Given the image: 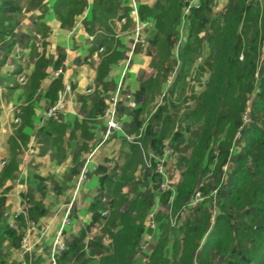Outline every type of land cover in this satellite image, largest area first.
Returning a JSON list of instances; mask_svg holds the SVG:
<instances>
[{"label": "trees", "instance_id": "trees-1", "mask_svg": "<svg viewBox=\"0 0 264 264\" xmlns=\"http://www.w3.org/2000/svg\"><path fill=\"white\" fill-rule=\"evenodd\" d=\"M42 1L31 0L29 4L36 8ZM71 1V6L63 2L56 11L58 16L66 17L65 21H72L71 15L80 14L84 7L80 0ZM210 2L212 0H199L198 6L191 8L193 24L199 21L201 27L205 26L208 21L205 13ZM159 3L156 2L150 13L164 31L152 39L158 42L160 35L164 34L166 42L162 50L168 53L175 43L174 19L179 17L183 2L165 0L163 5ZM118 6L117 0H97L96 22L116 15ZM140 9V16L144 19L145 10ZM19 10L17 0H0V53H7L0 59V69L19 42L15 25L9 19ZM212 27V52L205 62L211 75L206 89L194 97L193 108L185 113V120H190V123L185 121L184 126L182 123L177 127L170 108L160 107L141 132L149 152L158 158L164 156L165 142L169 137L168 145L174 153H180L178 183L174 188L159 191L163 179L155 171L154 158L152 167L137 176L134 168L137 167L139 146L130 142L132 153L126 165L121 168L114 165L113 173H109L105 165H99L95 170L100 178L99 188L108 186L115 197L104 205L100 193L95 195L90 205V221L66 242L56 264H140L138 254L147 231L158 232L159 238L151 251L146 249L147 256L142 264H264V3L259 0H231L221 22H213ZM102 52L99 79L103 78L116 57L115 51L110 54V48H103ZM61 60L56 61V69L62 68ZM46 62L42 58L36 61L31 84L27 86L30 100L47 75ZM171 63L168 59L156 61L159 74L137 90L136 97L140 99L147 95L153 83L160 84L163 75L172 70ZM185 64L184 58L182 66ZM179 80L178 77L173 87ZM5 86L9 88L11 85ZM63 90L62 75L54 77L45 92L50 106L56 105ZM95 101L94 115L103 114L106 108L103 98L97 96ZM142 110V107L133 110L135 128L139 131L143 123L139 119ZM21 111L25 123L35 114L34 108L29 106L21 107ZM160 123L161 128L157 129ZM193 123L198 125L196 129L191 127ZM61 124L50 122L40 127L39 134L45 147L51 140L50 134L61 131ZM21 130L11 137L14 157L2 168L0 185L20 169L17 155L22 150L18 140L23 137ZM132 181L135 187L144 185L146 191H137L129 198L122 189ZM213 191L216 195L210 198ZM197 193L203 200L198 205L192 204ZM21 195L24 211L14 215L11 223L3 213L7 199L0 197V251L4 242L10 249L20 248L25 222L29 219L38 222L48 213L46 206L32 194L21 192ZM125 199H130L127 209H121ZM157 201L171 205L172 213L165 217L158 212L154 217L155 227L150 228L148 216ZM105 209H112L113 213L105 217L101 212ZM184 213L187 214L185 221L177 225L179 216ZM172 215L176 219L174 226L170 223ZM102 221L106 227L104 234L111 239L110 246L102 238H87L91 228ZM96 256L98 260L94 261L92 258ZM0 264H6L1 252Z\"/></svg>", "mask_w": 264, "mask_h": 264}, {"label": "rangeland", "instance_id": "rangeland-1", "mask_svg": "<svg viewBox=\"0 0 264 264\" xmlns=\"http://www.w3.org/2000/svg\"><path fill=\"white\" fill-rule=\"evenodd\" d=\"M156 1L157 3H159L160 1L159 4L163 5L165 0H156ZM181 1L183 2V6L180 10L179 17L175 19L173 18L175 21L173 28L175 30L176 37L173 48L170 49L171 51L165 53L162 50L166 42V37L164 34H161L159 41L155 42L152 39L153 36L149 35L150 33H148L150 28H148L145 20L140 21V26H141L140 38L144 40V43L140 41L135 42L136 35L134 42H132L130 45L119 43V47H122L123 50L128 54L127 58L124 61L123 74H120V76H115V78L117 79L119 78L118 81L116 80L114 81L113 78L111 79L112 83L111 82L108 83L112 85V87L110 88L111 92L102 93L101 92L102 87L98 89V93L105 95L106 99L108 100L106 104V108L110 105L114 97L117 100L115 120L119 124V128L111 130L109 135L110 137L109 139H112L111 142L115 141L116 143L117 142L121 143L123 147V145L130 143V141L127 138L129 136V137H134L135 139L134 141H139L141 143L140 145L136 143L139 146V150H138L139 156L137 158V162H139L140 172L139 171L136 172L137 176L139 177L143 173V171L146 168H148L146 166V159L148 158V154L151 153L149 152L147 144L145 145V143L143 142L144 135L139 136L140 133L143 131V128H141L139 131L135 129L134 123L129 125L125 122L126 121L125 119L128 117L126 115L132 114L136 106L139 105L134 103L136 99L133 94L134 90L139 88V85L143 84L144 82H146V84L150 83L151 79L154 78L156 61L163 62L164 59L170 60L172 62L171 63L172 70L167 71L163 75L160 84L153 83L150 89V93L151 92L153 93V97L152 98L148 97V100H145V103L144 102L142 103L145 108L144 111H146V115H145L146 119L144 121V124H147L150 121L152 114H154L160 107L170 108V114L172 113V115H175V119L177 121L176 124L177 127L179 124L182 123L184 126V124H186L185 121L190 123V120H185L186 119L185 113L186 111L190 110V108H193L195 104L194 97H196L203 90L206 89L211 75L210 70L206 67L205 62L208 59L210 53L212 52V47L210 45V37L214 32L212 23L217 22V24H219L221 22L222 14L227 10L229 6V2L231 0H212V2H210L208 10L205 13L208 21H206L205 26L203 27H201L200 24H198L199 21L193 24L192 20H190L192 17L190 15L191 8L193 6H197L199 4V0H181ZM17 2L19 3L20 10L17 13V15L16 14L12 15L10 16L9 19L10 21L12 20L11 22L13 23L15 22L19 23V26L17 27L19 42L17 46H15L10 51L8 58L4 63V66H2V68L0 69V127L4 123V121H6L4 120L6 119L5 117L9 116L11 111H13V109L16 110L17 115L22 118L21 102L23 101L17 100L15 96V102L13 104L11 103L10 105L9 101L11 102L12 100H14V97H12V93H11L12 89H8L7 87L6 89L7 93L4 91V88L6 87L5 85L13 84V85H17V89L19 88L20 90L21 89L25 90V88L27 89L26 85L27 86L29 85L31 79V76L27 74L28 75L27 82L26 84H24V86H21L19 82L20 76L18 75V73L17 72L12 73L10 71L11 66L13 67L14 64L17 65L19 59L22 60L21 57L20 58L14 57V55H16L17 53L22 54V52L20 50L18 52L17 49L22 47L21 45L25 44L23 39L24 36L21 35L22 32H21L20 20L22 21L26 18L31 19L33 23V29L36 30L37 27H35L34 24H37L42 21V17L44 14L43 8H47L44 5H41L40 7L38 6L37 13H34L32 11L33 8L26 0H17ZM259 2L264 3V0H259ZM35 20L37 21V23L35 22ZM160 20L162 21V18H160ZM160 25L161 24L159 22L158 23L159 34L161 30L164 31V27H161L160 29ZM35 36L36 34H33L32 37ZM34 40L35 39H33V41ZM262 49L264 51V43L262 45ZM185 51L186 54L183 53ZM140 52L144 53L143 54L144 57L138 55ZM155 53H156V58H155ZM5 54H7L5 51L0 53L1 55L0 59H2L5 56ZM92 54L93 53H90L88 56L92 58L93 56ZM183 57L186 60V64L184 65V67L182 66V59H184ZM154 58L156 61H154ZM91 61H89V63ZM114 61L115 58L113 62ZM118 61L119 59L116 61V63H118ZM138 62H140L141 65H137ZM46 63H49L48 66L52 67L53 70L56 69V67L54 66L56 61L54 62L52 60H48ZM62 69H63V73L61 75L64 76L65 70L64 68ZM48 76L49 75H46V77H44L43 79L47 78ZM178 77L180 78V80L173 87ZM98 82H99L98 86H105V84H103L101 81L98 80ZM41 83L42 81L40 82V85L37 88V90L33 93L32 95L33 100L29 104V107L34 108L35 114L31 115L30 121L28 123H25V121L23 120L24 118H22V124L18 126L16 129L14 126L12 128H13V133L15 134L20 128H22L21 134L23 137H21V139L18 138L19 142L22 145V149L26 147L25 146L26 144L28 145L30 143L29 145L32 149H37L38 147H40L39 153L44 154L45 151L43 149L45 146L41 145L42 137L39 134L41 129L40 127L42 126L45 127L50 122L54 124L62 123L61 131L50 134L51 138L55 136L54 138L57 140L62 138L64 133L65 134L69 133L72 135L71 131L73 129L72 127L73 125L71 121H69V118L67 119V116L65 117L64 114H62V112L59 111L58 108L56 112L54 111L51 113V115H48L49 112L51 111V108L50 105L46 102V97H45L46 88L43 87ZM67 87L65 90L66 92H69L70 90ZM63 93L64 91L60 93L59 100L63 96ZM29 98L31 99V97ZM245 116L246 115H244V117ZM91 118L92 117L87 114V119L84 118V120H81V118L79 117L77 119L82 121L83 126L86 127L87 130L90 131L91 129L93 130L95 129L98 132L101 130L102 133H100L99 135L101 134L103 135L106 130V126L104 122L103 121L97 122L96 120H93ZM197 126L198 125L196 123L191 124L192 128L196 129ZM160 128H161V123L158 125L157 129ZM90 136H92V138H95L94 143L96 142V144H99L100 138L98 139L97 132L96 134L95 132H92ZM168 142H169V137L167 138L165 143L168 144ZM51 143L55 144L54 139L53 142L51 141ZM5 145L7 144L5 143ZM7 147L10 148L9 145H7ZM52 147L56 150L55 145H52ZM143 147H145V157H144ZM179 157H180V153L178 154L174 153L173 155L167 157L166 162H164L163 167L166 175H164L162 179L170 188H174L180 179L181 168H179V165L177 164ZM163 158L165 157L163 156ZM156 159H158L157 156L156 158H154V160ZM111 160H114V158H112ZM23 164H25V162ZM113 170H114V166H107V171L109 173H113ZM34 176H38V175L36 174L33 175L32 172L26 175V171L23 166V169L21 168V171L20 170L16 171L15 174L9 176L8 179H6V181H4L2 185H0V197L5 196L7 199V205L4 207L3 213L5 214L7 220L10 223L14 222L13 221L14 215L24 211L25 204L23 202V196L21 195V192L26 194L29 193L32 194V196H34V198L38 202H41L44 206H46L48 210V213L44 217L39 218L40 220L38 222H35L36 227L33 234L30 237V242H29L31 249L30 252H24L21 250V248L10 249L9 245L6 242H4L0 252H1V257L6 260V264H51L50 254L53 247V242L55 237L54 235L62 226V220L66 209L70 208L71 204L73 203L70 212L72 223H70L71 225L69 224L70 226L67 225L69 226L68 228H65L66 226L63 228V230H65V232H63V240L65 242H68V240L71 239L72 236L76 234L85 223L89 222L92 216L90 205L93 199L90 198L80 199L79 194H77L76 190L74 191V196L76 195L75 197L69 196L68 198L58 199V196H60L59 194L62 193L57 191L59 190V188L55 187L49 190V187L46 186L47 183L43 182L44 179L39 180ZM38 177L40 178L41 176ZM24 181H26V184L24 183ZM97 184H98V180L96 178H93L92 180H89L86 185L87 187H91ZM19 185L23 186L22 190L19 189ZM99 189L100 188H98L96 192H98L97 194L100 193L102 203L104 205L105 204L107 205L109 199H111L112 197L114 198L115 195L113 196L109 192L110 188H108V186L106 185L102 189H100V191ZM122 190H123L122 193H125L127 194V196H129V198H132L137 191L138 192L146 191V188L142 184H139L135 187V182L132 181L129 182ZM214 195H216L215 191L211 192L209 196L210 198H212L214 197ZM129 200L130 199L124 200L125 201L124 208L122 207L121 209H127ZM202 200L203 197H201V199H198L195 202V204L198 205L199 203L202 202ZM83 202H85V204L82 205ZM170 207L171 205H164L161 203V201L160 203L157 201V204H155V208L152 210L151 214H154L155 217V215L158 216V212H159L160 216L163 215L166 217V215L172 213ZM25 212L27 213L28 211L26 210ZM101 212L105 217H108L111 212L113 213L112 209L101 210ZM150 215L148 216L149 223H151ZM186 216H187L186 213L180 215L177 225L183 223L186 219L185 218ZM55 221H58L57 226H55L53 230L52 229L50 230V224L53 226ZM175 221L176 219L172 215V218L170 219V223H172L171 226H174ZM29 222L30 219L27 222H25V231L28 228ZM104 224L105 221H102L101 224L92 227L91 232L88 233L87 235V238L89 240L90 239L98 240L102 238L103 242H105L107 245L110 246L111 239L108 234H104L105 233L104 230L106 228L104 227ZM157 224H158V220H157ZM149 234L152 235V238L147 242L144 241V244H146V246L144 247L145 250L141 249V251H139L138 254V258H140L139 260L140 264L144 262L147 256L146 249L151 251L154 248V245L159 238L158 232L155 231L153 233L151 231L150 232L147 231L144 237ZM173 239H171V242H173ZM97 257L98 256L93 257L92 259H94V261H97L98 260Z\"/></svg>", "mask_w": 264, "mask_h": 264}, {"label": "crops", "instance_id": "crops-1", "mask_svg": "<svg viewBox=\"0 0 264 264\" xmlns=\"http://www.w3.org/2000/svg\"><path fill=\"white\" fill-rule=\"evenodd\" d=\"M26 1L30 2L31 0ZM80 1L83 2L84 6L82 12L78 15L77 13L71 15L72 21H65L66 17L63 18L62 15L58 16L56 14L57 9H59L63 2L64 4L65 2H68V6H71V0L42 1L41 3L46 5L47 10H43L44 14L41 22L38 21L39 23H37L35 20L37 23L34 24V26L37 27L36 30L33 29L31 19L26 18L22 21L20 20L21 35L24 36L23 39L25 44L21 45L22 47L18 49L16 47L17 51L19 52L20 50L22 54L17 53L14 57H21L22 60L19 59L17 65L14 64V66H11L10 69L12 73L17 72L19 76H28L27 74L32 76L35 71L36 60L38 61L42 58L46 61L52 60L55 62L62 59L61 67L65 70V75L62 76L64 82V93L56 105L59 111H61L62 114H64L65 117L67 116V119L69 118V121H71L73 125V129L71 131L72 135L64 133L62 138L57 140L54 138L55 136H53L49 143L46 144V147H44V154L39 153L40 147L32 149L29 143L28 145L26 144V147H24L19 155H17L18 163H22L20 164L19 170L21 171V168L23 169L24 166L26 175L32 172L33 175L36 174L43 177L39 178L38 176H34L39 180L44 179L43 182L47 183L46 186L49 187V190L55 187L59 188L57 191L62 192L59 194L62 197L58 196V199L74 196L78 178L83 167L87 168V179L79 186L77 194H79L80 199H93L97 194L96 191L100 185L99 175L95 173L96 168L99 165L114 166L116 164H118L121 168L129 161V156L132 153L130 152L131 148L129 143L123 145L122 147L121 143H116L115 141L111 142L112 139H109L110 134L106 137V132L103 135H99L102 133L101 130L99 132L95 129H91L92 131H89L83 126L82 121L77 118L79 117L81 120H84V118L87 119L88 114L92 117L91 119L96 120L97 122L103 121L107 130L108 122L107 119L103 117L104 113L98 114L97 116L94 115L96 103L95 99L97 96L99 98H103L106 105L108 100L105 95L98 93V89L102 87V93L111 92L110 88L112 85L108 83H112L111 79L113 78L114 81H118L119 78L117 79L115 76L123 74L124 61L128 54L122 47H119V43L130 45L134 42V30L137 19L140 21L145 20L148 28H150L148 32L150 33L149 35L154 37L159 33L158 24L156 20L151 17L152 14L150 13L151 9L155 7L157 2L156 0H117L119 6L117 8L116 15L109 19L102 20L101 22H96L95 19V15H97L98 12L96 8L97 0ZM140 8H144L145 10L143 11L145 17L144 19L140 16ZM146 8L148 10L147 13ZM33 9L32 11L37 13L38 6ZM11 23L15 25V32H17L19 23ZM33 34H36V36L32 37ZM33 39L35 40L33 41ZM17 44L15 46H17ZM103 48H110L111 55L115 51L116 57L115 61L109 65V72L107 71L103 78L99 79L98 69L102 62ZM90 53H93L92 58L88 56ZM143 54L144 53L140 52L138 55L144 57ZM155 58L154 61H156ZM118 59L119 61L116 63ZM89 61L91 62L89 63ZM46 65L47 75L49 76L43 79L41 83L43 87L46 88L45 90H47L52 79L55 77L54 72L56 70H53L52 67L48 66L49 63H46ZM137 65H141V63L138 62ZM157 67L158 66L156 65L154 78H156L159 74ZM98 80L105 84V86H98ZM68 84L71 85V90L66 92L65 89ZM145 84L146 82L140 84L139 88L135 89L133 92L134 97L136 98L134 103L139 104L135 109L141 107L143 109L139 115V119H142L143 122L141 127L143 129L144 125H146L144 124L146 111H144L145 108L142 103H145V100H148V97L152 98L153 93H150V90H148L149 92L147 91V95H143L142 98H138L137 100L135 92ZM10 85L11 86L8 89H12L11 93L12 97H14V100L11 102L9 101L10 105L15 102L16 96L17 100L23 101L21 102V107L26 108L29 106L33 99L30 100L27 96L28 88H25V90H20L18 88V90L17 85ZM21 86H24V84H21ZM6 89L7 87L4 88L5 92ZM46 102L48 103L47 98ZM126 116H128L125 119L127 124H135V116L133 113L127 114ZM5 118L6 119L4 120L6 121H4L0 127V170H2L3 166L8 164L14 157L11 152V137L15 135L12 127L14 126L16 129L22 124V118L17 115V111L14 109L11 111L10 115ZM16 119H20L21 122H15ZM92 132H95V134L97 132L98 139L100 138L99 144H96V142L94 143L95 138L90 136ZM53 139L55 144L51 143V141L53 142ZM5 143L9 145L10 148H8ZM41 145L45 146L43 142ZM52 145H55L57 151L52 147ZM112 158H114V160H111ZM23 159L25 164H23ZM134 169L135 173L139 171V162H137V167ZM93 178L98 180V184L87 187V182ZM24 183L26 184V181H24ZM22 188L23 186L19 185V189L22 190ZM83 204H85V202H83L82 205ZM57 223L58 221H55L53 226L50 224V230H53L55 226H57ZM69 226H66L65 228H68ZM138 259L140 260V258Z\"/></svg>", "mask_w": 264, "mask_h": 264}, {"label": "built area", "instance_id": "built-area-1", "mask_svg": "<svg viewBox=\"0 0 264 264\" xmlns=\"http://www.w3.org/2000/svg\"><path fill=\"white\" fill-rule=\"evenodd\" d=\"M198 6V5H197ZM134 9H135V6H134ZM140 29H141V26H140V20L137 19L136 21V25H135V30H134V40H135V35H136V40L135 42H142L144 43V40L142 38H140ZM138 39H141V40H138ZM63 73V69L62 68H58L56 69V71L54 72V76L55 77H58L60 76L61 74ZM19 82L21 84H26L27 82V76L25 75H22L19 77ZM69 90H71V85L68 84V87ZM116 105H117V100L116 98L114 97L112 99V102L110 103V105L105 108V111H104V114H103V117L107 119V130L105 131L106 132V137L110 134L111 130L113 129H118L119 128V124L117 123V121L115 120V111H116ZM51 108V111L49 112L48 115H51L52 112H56L57 111V105H53V106H50ZM15 122H21L20 119H16ZM105 134V133H104ZM142 133H140L139 136H141ZM128 140L132 143H137V144H141L139 141H134V137H127ZM144 148V157H145V147ZM151 154H148V158L146 159V166L148 168H151L152 167V159L151 158H156V156L154 154H152V152H150ZM174 154V149L170 146V145H166L165 149H164V157L165 158H158L156 159V166H155V171L157 173L160 174V176H163L166 175V173L164 172V162H166V158L173 155ZM87 179V168L86 167H83L80 175H79V178H78V182H77V188H76V191H78L79 189V186ZM169 188V186H167V184L164 182L161 183L160 185V188H159V191H165ZM198 199H201L200 197V193H197L196 195V198L195 200L193 201L192 204H195V202L198 200ZM72 205L73 203L71 204V207L66 209L65 211V214L63 216V220H62V226L61 228L55 233V237H54V242H53V247H52V251H51V257H50V260H51V264H56V258L57 256L66 248V242L63 240V228L67 225H69L71 223V216H70V212H71V208H72ZM150 219H151V223H149V227L150 228H154L155 227V221H154V214H151L150 215ZM35 222L33 221H30L29 222V225H28V228L26 229L23 237H22V240H21V250L24 251V252H30V237L31 235L33 234L34 230H35ZM152 238V235H147L144 237V241L147 242L148 240H150ZM146 246V244L143 245L142 249H144V247Z\"/></svg>", "mask_w": 264, "mask_h": 264}]
</instances>
